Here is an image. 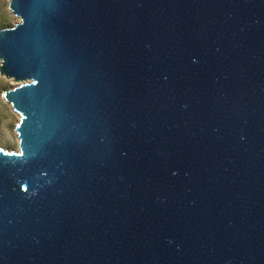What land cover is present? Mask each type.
I'll list each match as a JSON object with an SVG mask.
<instances>
[{"label": "water", "instance_id": "1", "mask_svg": "<svg viewBox=\"0 0 264 264\" xmlns=\"http://www.w3.org/2000/svg\"><path fill=\"white\" fill-rule=\"evenodd\" d=\"M9 9L0 264H264V0Z\"/></svg>", "mask_w": 264, "mask_h": 264}, {"label": "rangeland", "instance_id": "2", "mask_svg": "<svg viewBox=\"0 0 264 264\" xmlns=\"http://www.w3.org/2000/svg\"><path fill=\"white\" fill-rule=\"evenodd\" d=\"M19 21V17L9 9V0H0V29L13 27ZM18 84L19 82L0 73V149L8 152L19 151V138L15 128L20 122V114L6 100L5 92Z\"/></svg>", "mask_w": 264, "mask_h": 264}, {"label": "snow or ice", "instance_id": "3", "mask_svg": "<svg viewBox=\"0 0 264 264\" xmlns=\"http://www.w3.org/2000/svg\"><path fill=\"white\" fill-rule=\"evenodd\" d=\"M194 63L196 62V61H193ZM164 79L165 80H167V76H164ZM173 175H176V172H173L172 173ZM21 191L22 192H28V185H27V182H25L23 185H22V188H21Z\"/></svg>", "mask_w": 264, "mask_h": 264}]
</instances>
